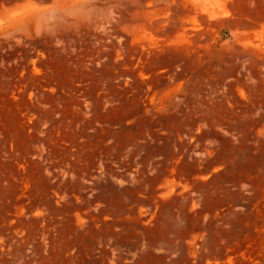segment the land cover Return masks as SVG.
Wrapping results in <instances>:
<instances>
[{
	"label": "rangeland",
	"instance_id": "374dc122",
	"mask_svg": "<svg viewBox=\"0 0 264 264\" xmlns=\"http://www.w3.org/2000/svg\"><path fill=\"white\" fill-rule=\"evenodd\" d=\"M0 264H264V0H0Z\"/></svg>",
	"mask_w": 264,
	"mask_h": 264
},
{
	"label": "clouds",
	"instance_id": "9594fccd",
	"mask_svg": "<svg viewBox=\"0 0 264 264\" xmlns=\"http://www.w3.org/2000/svg\"><path fill=\"white\" fill-rule=\"evenodd\" d=\"M31 6V5H30Z\"/></svg>",
	"mask_w": 264,
	"mask_h": 264
}]
</instances>
